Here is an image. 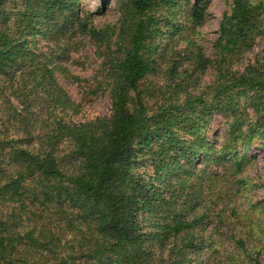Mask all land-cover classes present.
Segmentation results:
<instances>
[{
    "label": "trees",
    "instance_id": "16d2710c",
    "mask_svg": "<svg viewBox=\"0 0 264 264\" xmlns=\"http://www.w3.org/2000/svg\"><path fill=\"white\" fill-rule=\"evenodd\" d=\"M21 1L0 0V264H195L209 252L213 264H264V221L234 232L229 195L210 232L202 225L212 190L198 195L202 183L189 185L215 155L224 162L210 173L219 185L255 160L246 153L256 141L264 150V49L241 70L227 64L264 40V0H232L216 58L199 50L186 54L191 70L173 64V92L156 108L140 84L156 70L162 27L179 29L170 20L181 0H117L118 20L105 29L80 17V0ZM184 13L199 24L205 11L186 5ZM67 25L108 58L109 115L85 123L65 121L73 103L54 63L65 48L40 47ZM208 67L214 81L193 96ZM215 114L224 117L219 147L200 132ZM244 184L235 180L236 194ZM49 213L60 234L39 224Z\"/></svg>",
    "mask_w": 264,
    "mask_h": 264
},
{
    "label": "rangeland",
    "instance_id": "374dc122",
    "mask_svg": "<svg viewBox=\"0 0 264 264\" xmlns=\"http://www.w3.org/2000/svg\"><path fill=\"white\" fill-rule=\"evenodd\" d=\"M116 1L80 0V17L84 18L91 14V19L88 20L89 25L98 29H105L118 20ZM231 2L232 0H181L182 8L170 20L179 29L177 31L174 27L167 35V29L162 27L161 34L156 38V42L160 46V52L155 56L154 65L156 70L144 78L140 84V89L144 90V100L150 108H156L160 104L167 103L168 96L173 92L174 87L171 75L166 70L172 67L173 64L179 68L180 72L184 69L191 70L192 62L187 61L185 58L188 52L196 54L200 50L206 59L214 60L216 58L215 42L219 35L220 20ZM21 3V0H15V2L9 3L7 8L18 6ZM186 5L188 7H204V19L201 23L195 24L187 18L184 13V6ZM163 15L165 13L161 14V16ZM55 39H57L56 43L48 41L46 38L42 39L40 47L45 51L50 46L54 54L61 53L60 50L65 48V54L61 55V58L58 55L54 59V63L58 66L55 71L57 83L73 103V108L66 112L65 121L85 123L98 117L109 115L111 81L107 76L109 68L108 58L105 55L103 46L98 48L90 37L78 33L70 25L62 26ZM263 49L264 40L263 38H258L251 51L235 56L232 62L227 64L234 70H241L251 58ZM179 79H174V84ZM214 79V70L208 67L199 75L200 84L190 88L192 95L195 96L202 93L204 88L210 85ZM207 120H209L208 124L200 132L208 142L212 143V145L217 144V147H219L223 139L224 117L215 114L211 121L210 119ZM185 137L188 139L189 135ZM261 146L263 144L256 141L252 145L251 150L246 153L247 158L254 156L255 160L250 162L241 173L234 177L225 178L224 181L221 179L219 185L215 184V179L210 174L214 171L222 170L221 165L218 163L224 162L219 161L217 158L219 155H215L214 159L206 160L203 163L206 176L202 180L195 178L189 183V185L202 183V186H200L202 190L197 192L198 195L201 193L206 194V190L210 188L212 190L210 191L212 195L204 203L206 207H209L208 215L211 221L209 219L204 221L202 225L204 229L212 231L215 226L212 219L215 218L218 208L223 207L224 198L228 199L229 195L233 196L230 199V208H236L237 210L236 216H231L232 222L238 228L234 232L243 231L242 228L247 226L250 220L258 221L261 218L264 221V214L260 216L261 213H264V150L260 148ZM236 151L238 157L243 154L240 149ZM147 171L150 173V168ZM236 179L245 181L238 194L235 193L238 188L235 185ZM220 190H225L226 193H221ZM229 210L227 211L228 214L230 213ZM247 211H250L249 214H245ZM58 219V217L50 213L45 214L44 219L40 220L39 224L51 227V230L55 231L56 234H60L59 227L62 224L58 225ZM223 230H225V227ZM66 232V238L70 239L71 235L68 231ZM204 257L205 259L202 260L199 254H195V259L200 258L202 260L201 264H213L212 258L214 256L211 252ZM200 259L195 260V264H200Z\"/></svg>",
    "mask_w": 264,
    "mask_h": 264
}]
</instances>
